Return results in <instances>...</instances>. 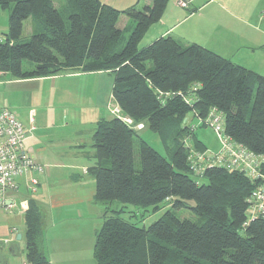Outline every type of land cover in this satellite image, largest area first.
Instances as JSON below:
<instances>
[{"label": "trees", "instance_id": "obj_1", "mask_svg": "<svg viewBox=\"0 0 264 264\" xmlns=\"http://www.w3.org/2000/svg\"><path fill=\"white\" fill-rule=\"evenodd\" d=\"M168 1L118 11L99 0H64L60 8L53 0H0V8L9 9L7 33L0 35V73L19 80L74 68L108 72L113 104L143 125L135 131L110 112L95 124V164L87 170L94 201L103 205L95 264H264V219L249 221L253 193L264 190V77L168 35L138 49ZM27 20L33 30L21 42ZM216 117L218 134L209 125ZM205 127L218 136L216 153L195 136ZM145 129L158 136L167 157L138 134ZM221 139L262 159L257 177L217 162ZM114 203L121 208L110 210ZM160 204L170 210L147 228L123 218L126 206L156 210ZM182 209L197 221L178 219L174 212ZM23 220L26 263L49 264L33 198Z\"/></svg>", "mask_w": 264, "mask_h": 264}, {"label": "crops", "instance_id": "obj_2", "mask_svg": "<svg viewBox=\"0 0 264 264\" xmlns=\"http://www.w3.org/2000/svg\"><path fill=\"white\" fill-rule=\"evenodd\" d=\"M99 1L118 11L152 3V0ZM178 1L188 2V8L179 7ZM121 22L124 24L127 19L122 17L119 27L123 26ZM32 28L33 25L30 32ZM167 35L184 45H199L264 77V0H169L161 19L140 41L142 49ZM110 76L108 72L83 73L78 68L65 69L56 76L19 80L0 73V110L7 106L25 127L34 124L36 131L26 141V147L34 152L38 164L44 166L43 176H37L35 196L27 190L26 179H19V197L11 210L14 212L19 202L24 215L28 200H35L43 219V248L49 264H95L94 242L88 243L87 249L84 240L77 244L75 239L85 234L86 229L95 234L92 222L102 221V211L94 201V180L87 170L95 164L92 149L95 124L102 118H110L107 113L112 101ZM81 83L89 91L86 103L93 116L87 119L71 116L79 105L71 103L70 98ZM74 125L84 129L88 126V134ZM54 170L71 172L64 188L52 179ZM21 190L29 194L22 195ZM43 208L47 211H42ZM15 224L13 220L0 221V250L4 247L1 264H27L24 220L19 230ZM17 235L21 236L20 242H16ZM80 248L90 252L83 254Z\"/></svg>", "mask_w": 264, "mask_h": 264}, {"label": "built area", "instance_id": "obj_3", "mask_svg": "<svg viewBox=\"0 0 264 264\" xmlns=\"http://www.w3.org/2000/svg\"><path fill=\"white\" fill-rule=\"evenodd\" d=\"M177 5L188 8V4L184 1H178ZM0 42H2L1 37ZM109 112L129 128L135 131L143 129L142 124H134L131 119L121 114L115 105L110 106ZM209 125L217 134L219 133L221 125L218 117L210 120ZM34 130V124L25 127L16 113L7 106L0 110V209L2 210L10 211L15 207L19 197L18 180L20 178L26 179L27 190L30 193L37 192V175L44 173V166L38 164L34 152L26 147V141L32 136ZM221 144L222 151L217 160L218 163L238 168L250 176H258L255 168L258 165V159L261 158L255 157L241 147L234 148L227 139H221ZM253 199L255 203L249 208V221L264 219V190L253 193ZM6 201L11 204L6 205Z\"/></svg>", "mask_w": 264, "mask_h": 264}, {"label": "rangeland", "instance_id": "obj_4", "mask_svg": "<svg viewBox=\"0 0 264 264\" xmlns=\"http://www.w3.org/2000/svg\"><path fill=\"white\" fill-rule=\"evenodd\" d=\"M54 4L57 8H60L61 6L64 5V0H54ZM8 14H9V9H1L0 8V35L1 36H5L7 33ZM132 23L133 22H131L129 24L128 30L124 32L123 41H125L127 39V37L129 36V33L133 27ZM126 24H127V22L126 23L124 22V24H122V22H121V25H123L122 27H124ZM31 26H32V24H31L30 20H27V22L25 23V27H24V31H23L21 40H20L21 42H27L29 40L30 35H31V32H30ZM141 46H142V42L139 44L138 49H142ZM26 66H27V64L25 62L23 64V67L26 68ZM110 78H111V80L113 79L112 76H110ZM77 87L78 88H76V90L73 91V97L70 98V100H71L70 102L73 104H76V105L78 104L79 106L76 107L75 110H72V111H74V114H71V116L72 117L74 116L77 118L82 117L85 119H87L88 117L91 118L93 116L91 114L92 110L90 108H87L88 104L86 103V98L89 94L88 88H87L86 84H84V83H81ZM113 105L114 104L112 101H110L108 103V106H107V111H108L107 113L108 114H109L110 106H113ZM72 127L75 128L76 126L74 125ZM77 128L82 129L83 133L86 132V134H88V128H89L88 126H85V129L82 128L81 126L76 127V129ZM35 131H36V128H35ZM33 133H35V132H33ZM138 134L155 151H157L162 156L167 157L164 149L162 148V146L160 144L158 136L156 134L151 133L147 129L138 132ZM195 136L201 143H203L205 145L207 150H209L210 152L216 153L219 150V148H220L219 142L220 141L218 139V136L213 132V130L211 128H209V127L197 128L196 132H195ZM87 149L89 150V148H87ZM134 151L137 153V144L134 145ZM53 172H54L55 177H53L52 179H54L55 182H57V184L59 183L58 187L64 188V185H66V183H65L66 177H67L68 173H71V172H67L66 170H54ZM37 176L42 177L43 174H39ZM18 183H19V180H18ZM37 193H38V191L35 193H30V195L33 197V195L35 196ZM20 194H22V195L24 194L27 196V194H29V193L21 190ZM21 206L22 205L18 202L16 205L15 211L13 212L11 210V211H8V213L6 211L0 209V221L4 220V222H5L6 219H8L9 222H11V220H13V223L14 224L16 223L15 225H16L17 229L19 230L20 227L23 225V208ZM97 206L101 211L103 210V208H102L103 205L100 206L97 204ZM109 208L112 211H114L115 209L119 210L121 208V205L114 203V204L110 205ZM168 210H170V207L165 206L163 204H160L158 206V209H156V210H154L153 207L143 208V207H135V206H126L123 209V211H124L123 218L129 220L135 226L147 228L153 222H155L156 220L161 218L165 214V212ZM42 211H44V212L47 211V208H43ZM174 214L180 220L186 219V220H190V221H197V219H198L191 211L186 210V209L175 211ZM3 217H4V219H3ZM17 223H19V224H17ZM92 223H93L94 229L97 231L98 229H100L102 221H98V222L93 221ZM91 224H90V226H91ZM23 229H24V225H23ZM70 238L71 237H69L67 240H69ZM94 238H95V234H93V233L90 234V232H87V229H86L85 234L82 233L81 236L78 235V240L75 239V242L77 243V241H78L77 244H81V241L84 240L87 244V249H88V243L94 242ZM76 243H75V245H76ZM70 244H72V243L70 242ZM21 246H23L22 242H21ZM76 249H77V247H76ZM87 249L86 250L81 249L80 251L83 252V254H85L86 252H90Z\"/></svg>", "mask_w": 264, "mask_h": 264}, {"label": "water", "instance_id": "obj_5", "mask_svg": "<svg viewBox=\"0 0 264 264\" xmlns=\"http://www.w3.org/2000/svg\"><path fill=\"white\" fill-rule=\"evenodd\" d=\"M6 205H10L11 204V202H9V201H6V203H5ZM20 239H21V236L20 235H17V237H16V242H18V241H20ZM2 250H4V247H2V249L0 250V253L1 254H3V252H2ZM6 253H10V244L8 245V247L6 248ZM4 255V254H3ZM2 256H0V258H1ZM2 259V258H1ZM4 261H5V259H4ZM0 264H1V262H0ZM4 264H7V262L6 263H4Z\"/></svg>", "mask_w": 264, "mask_h": 264}]
</instances>
